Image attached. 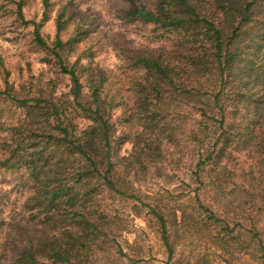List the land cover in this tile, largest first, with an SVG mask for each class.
<instances>
[{
	"label": "trees",
	"instance_id": "trees-1",
	"mask_svg": "<svg viewBox=\"0 0 264 264\" xmlns=\"http://www.w3.org/2000/svg\"><path fill=\"white\" fill-rule=\"evenodd\" d=\"M123 1L130 5L127 22L152 25L163 39L155 49L121 50L131 73V101L107 94L108 77L93 67L95 51L88 45L95 16L90 20L69 5L56 16L51 44L41 25L31 22L33 45L58 76L69 80L68 92L56 95L58 83L51 81L46 90L23 97L6 72L0 117L13 107L23 119L14 129L16 148L1 145L6 153L0 171L22 173L30 193L20 212L8 217L0 202V264H99L94 258L108 254L113 243L123 256L115 233L128 226L99 208L100 196L107 195L148 208L171 264L178 239L163 212L136 194L135 184L161 160L163 136L176 129L185 111L195 116L192 141L200 186L222 192L227 162L244 153L255 157L246 178L264 190V0H154L150 6ZM25 2L17 3L18 15L29 24L22 12ZM43 3L45 22L52 2ZM70 27L72 33L63 39ZM117 109L119 136L113 121ZM127 143L132 150L121 156ZM200 190L195 197L209 220L224 225L227 234L235 232L204 205ZM251 234L264 252L259 234Z\"/></svg>",
	"mask_w": 264,
	"mask_h": 264
},
{
	"label": "rangeland",
	"instance_id": "rangeland-1",
	"mask_svg": "<svg viewBox=\"0 0 264 264\" xmlns=\"http://www.w3.org/2000/svg\"><path fill=\"white\" fill-rule=\"evenodd\" d=\"M19 1L0 0V86L4 85L7 72L10 86L23 97L46 90L51 81L58 83L56 95L68 92L69 80L58 76L55 68L44 62L46 54L33 45L35 25L32 23L41 25V35L51 44L56 37V16L69 5L89 15L90 20L95 16L88 45L93 46L95 51L93 67L102 70L108 77L107 94L131 101V73L122 60L121 50L127 47L140 50L160 47L163 39L154 26L127 22L125 10L130 5L123 0H51L50 18L45 22L42 21L45 12L43 0H26L22 12L29 24H25L18 15ZM137 1L150 6L154 0ZM72 31L73 27H70L62 38L67 39ZM88 62L83 60L85 64ZM120 115L121 110H115L113 121L117 136L123 131ZM182 117L175 122L176 129L163 136L161 160L147 175L141 176L142 182L135 184L136 194L146 204L154 205L163 212L178 239L171 264H264V252L258 239L251 234L257 232L264 242V190L257 181L253 183L254 180L246 178L255 166V157L236 154L233 160L227 162V169L222 174V192L213 186L203 188L195 174L198 149L197 143L192 141L195 116L185 111ZM22 119L21 110L13 107H6L5 114L0 117V157L6 153L5 148H16L19 132L14 129ZM1 145L6 147L2 149ZM131 150L132 145L127 143L121 148L120 155L126 156ZM206 177L208 179L209 175L206 174ZM198 188L203 189L200 190V197L204 205L231 228L236 227L235 232L227 234L224 225L209 220V214L199 207L196 200ZM29 193L30 187L22 181V173L0 171V202L4 217L19 213ZM134 202L120 196H100L99 208H107L112 216L121 218L128 231L115 233L124 255L113 243L114 247L108 249V254H97L94 258L99 260V264H168V255L156 222L149 216L148 208L141 202ZM135 205L140 207L139 212L135 211Z\"/></svg>",
	"mask_w": 264,
	"mask_h": 264
}]
</instances>
